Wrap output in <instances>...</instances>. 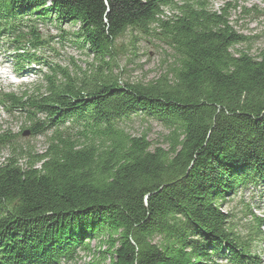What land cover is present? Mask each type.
I'll list each match as a JSON object with an SVG mask.
<instances>
[{
	"label": "trees",
	"instance_id": "1",
	"mask_svg": "<svg viewBox=\"0 0 264 264\" xmlns=\"http://www.w3.org/2000/svg\"><path fill=\"white\" fill-rule=\"evenodd\" d=\"M53 21L77 25L73 43L95 61L88 73L36 53V23ZM230 23L204 0H0L14 71L47 69L30 90L0 93L28 133L46 136L39 154L8 143L0 162V264H61L78 251L92 255L86 264H262L252 243L264 220L245 214L242 237L222 209L264 186V50L235 49L249 37ZM132 30L170 49L147 82L111 67ZM134 118L157 122L166 146L130 134Z\"/></svg>",
	"mask_w": 264,
	"mask_h": 264
},
{
	"label": "rangeland",
	"instance_id": "2",
	"mask_svg": "<svg viewBox=\"0 0 264 264\" xmlns=\"http://www.w3.org/2000/svg\"><path fill=\"white\" fill-rule=\"evenodd\" d=\"M213 10L226 7L229 13L230 24L238 32L248 36V42L235 46V49L247 50L250 54L256 55L264 50V0H204ZM38 33L44 40V47L36 53L48 63L58 64L66 67L69 72L81 74L82 71L90 69V64H95L93 56L78 45L73 43V33L77 25L71 23L59 24L53 22L36 23ZM0 39V93H14L20 95L30 90L39 83L42 72L46 66L30 61L24 62L23 70H15L13 55L7 52ZM114 58L111 66L114 73H118L120 79L131 82H147L164 72L170 64V49L156 38L126 31L116 42ZM40 59V60H41ZM89 70L87 71V73ZM38 120H44L39 114ZM46 121V120H45ZM30 121L20 111H6L0 105V134L9 133L12 135L9 142H0V162L3 161L9 151L8 143L17 144L19 147L30 149L31 152H41L45 148L46 136L43 134L32 135L28 133ZM130 134H146L147 139L153 145H163L164 130L157 122L152 120H141L134 118L129 121L127 128ZM20 133V134H19ZM222 209L230 215L234 229L245 236L248 228L247 222L252 223V213L264 220V186H257L241 190L234 196L224 199ZM261 238L264 239V223L261 226ZM256 256L264 264V240H255L252 243ZM92 259V255L78 251L73 260L61 262V264H86ZM218 263H223L217 260ZM225 264V263H224Z\"/></svg>",
	"mask_w": 264,
	"mask_h": 264
}]
</instances>
